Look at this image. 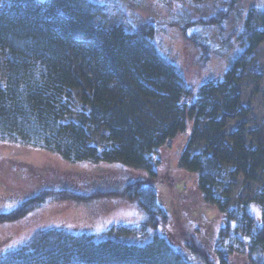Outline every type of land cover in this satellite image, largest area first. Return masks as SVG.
<instances>
[{"label": "trees", "instance_id": "1", "mask_svg": "<svg viewBox=\"0 0 264 264\" xmlns=\"http://www.w3.org/2000/svg\"><path fill=\"white\" fill-rule=\"evenodd\" d=\"M6 1L0 11V143L95 166L67 170L53 186L1 212L0 222L19 219L52 199L116 195L135 202L143 219L98 232L37 229L0 253V264H264V188L251 203L218 204L214 193L226 179L218 146L191 154L188 137L178 167L190 179L175 182L166 200L154 184L166 181L160 153L170 150L183 125L187 135L190 127L215 121L218 111H240L234 87L264 42V6L246 10L243 24L231 33L232 44L225 38L233 50L223 75L194 90L183 69L162 55L150 21L128 29L118 25L95 41L77 32L104 11L98 1ZM221 3L225 7L214 13L218 18L213 14L209 21L227 22L237 0ZM174 110L182 117L178 128L165 120ZM257 143L238 147L249 178L256 169L264 178V143ZM116 163L121 167L112 166ZM203 207L219 208L215 236L208 225L194 223Z\"/></svg>", "mask_w": 264, "mask_h": 264}, {"label": "rangeland", "instance_id": "2", "mask_svg": "<svg viewBox=\"0 0 264 264\" xmlns=\"http://www.w3.org/2000/svg\"><path fill=\"white\" fill-rule=\"evenodd\" d=\"M94 1L104 4V11L89 19L83 30L77 32L78 36L98 41L100 36L118 25L128 29L140 22L150 21L156 27L153 40L162 55L183 69L185 78L194 90L203 81L223 75L233 50L229 44L224 43L225 38L232 44L235 39L231 33L243 24L246 10L264 6V0H237L227 22H212L209 18L215 10L225 7L221 3L223 0ZM6 7L7 1L0 0V11ZM212 17L218 18L217 14ZM255 25L260 28L257 20ZM199 40L206 44V50L199 44ZM234 92L240 111H218L220 114H217L215 121L202 123L196 129L190 127L187 135L184 131L189 127L183 125V132L174 138L170 150L161 151L160 158L164 160L160 171L166 181L154 184L163 189L159 191L162 199H167L175 182L190 176L178 167V159L188 137L193 144L191 154L209 150L210 146H218L220 150L226 179L218 184L214 193L218 204L232 207L238 203H251L256 191L264 188V178H260L257 169L254 178L246 175V164L240 159L244 154L238 148L242 146L247 149L257 145V142L264 143V42L255 51L253 62L240 71ZM181 118L180 111L174 110L165 120L167 124L178 128L182 123ZM94 166L90 162L71 163L57 154L37 148L0 143V213L10 211L20 201L40 192L44 187L53 186L54 181L63 178L67 170L83 171ZM112 166L121 167L119 163ZM189 182L183 181L185 189ZM183 200L186 201L185 198ZM190 207L193 209L192 204ZM217 212H220L218 207H203L198 217H194L195 225L202 229V224L208 225L215 236L220 225L216 218L219 214ZM206 215L212 220L215 217V220H207ZM255 215H258L257 212ZM142 219L143 212L137 204L121 195L84 201L52 199L19 219L0 222V253L23 243L37 229L54 226L78 232H98L111 225L135 224ZM157 231L161 232L160 229ZM107 237L111 238V235ZM124 239L135 243L141 241L136 237Z\"/></svg>", "mask_w": 264, "mask_h": 264}, {"label": "snow or ice", "instance_id": "3", "mask_svg": "<svg viewBox=\"0 0 264 264\" xmlns=\"http://www.w3.org/2000/svg\"><path fill=\"white\" fill-rule=\"evenodd\" d=\"M254 207V206H253Z\"/></svg>", "mask_w": 264, "mask_h": 264}]
</instances>
